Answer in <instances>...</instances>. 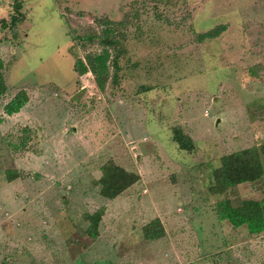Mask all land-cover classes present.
Instances as JSON below:
<instances>
[{"label":"rangeland","instance_id":"rangeland-1","mask_svg":"<svg viewBox=\"0 0 264 264\" xmlns=\"http://www.w3.org/2000/svg\"><path fill=\"white\" fill-rule=\"evenodd\" d=\"M13 2L0 0V19ZM22 12L15 31L0 28V259L264 264V232L220 222L207 187V166L264 142V0H24ZM217 25V38L198 41ZM103 34L124 47L116 83L114 51L91 39ZM89 55L107 56L102 85L73 70ZM19 90L28 103L5 115ZM174 127L194 142L189 154ZM108 161L140 177L114 200L99 194ZM224 197L264 198V175ZM100 208L92 239L86 216ZM156 218L164 236L146 241Z\"/></svg>","mask_w":264,"mask_h":264},{"label":"trees","instance_id":"trees-1","mask_svg":"<svg viewBox=\"0 0 264 264\" xmlns=\"http://www.w3.org/2000/svg\"><path fill=\"white\" fill-rule=\"evenodd\" d=\"M24 0H14L9 14V20L0 19V28L15 31L23 23L25 13L22 12ZM225 30L224 25H217L206 32L196 33L198 41L217 38ZM120 36V35H119ZM118 36V38H120ZM122 37V35H121ZM118 38L113 35L103 34L96 39L104 48L114 51L111 58L113 68L112 81L116 83L119 76V62L124 55V47ZM107 56L89 55L83 62L80 59L74 61V72L82 76L88 72L93 74L99 82V69L106 61ZM5 63L0 59V99L7 93L8 87L5 78ZM253 72V71H252ZM254 73V72H253ZM152 89H148L151 91ZM28 95L24 90H19L3 106V113L7 116L17 114L28 103ZM177 148L186 154L192 152L195 144L191 138L185 135L181 128L174 127L171 136ZM264 156V142L250 148L242 149L237 152L225 154L218 160L217 165L207 166L208 193L217 197L214 202V212L220 222H226L233 228L245 227L249 235H258L264 232V198L244 199L238 203L232 202L224 197L230 190L242 184H254L263 178L264 170L261 157ZM101 176L98 179L99 194L108 200H114L125 192L140 179L139 175L124 169L113 161H108L101 166ZM8 182L16 179V172H6ZM104 209L100 208L92 214L86 216L88 227L86 234L94 239L98 235V226L103 217ZM142 234L146 241H155L164 236V229L161 222L156 218L142 228ZM0 264H12L7 259H0Z\"/></svg>","mask_w":264,"mask_h":264}]
</instances>
